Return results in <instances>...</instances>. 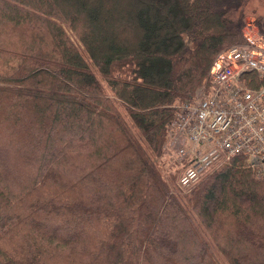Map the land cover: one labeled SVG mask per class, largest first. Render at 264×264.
Listing matches in <instances>:
<instances>
[{
    "label": "trees",
    "instance_id": "16d2710c",
    "mask_svg": "<svg viewBox=\"0 0 264 264\" xmlns=\"http://www.w3.org/2000/svg\"><path fill=\"white\" fill-rule=\"evenodd\" d=\"M245 3L0 0V264H264V173L161 162Z\"/></svg>",
    "mask_w": 264,
    "mask_h": 264
},
{
    "label": "built area",
    "instance_id": "2783aa9c",
    "mask_svg": "<svg viewBox=\"0 0 264 264\" xmlns=\"http://www.w3.org/2000/svg\"><path fill=\"white\" fill-rule=\"evenodd\" d=\"M242 34L241 43L214 58L205 93L180 103L171 122L170 145L183 161L184 187L234 155L264 168V33L247 22Z\"/></svg>",
    "mask_w": 264,
    "mask_h": 264
},
{
    "label": "rangeland",
    "instance_id": "374dc122",
    "mask_svg": "<svg viewBox=\"0 0 264 264\" xmlns=\"http://www.w3.org/2000/svg\"><path fill=\"white\" fill-rule=\"evenodd\" d=\"M244 9H245V13H246L245 23L251 22V23H254L257 25L258 24L257 22L260 18L264 19V0H246ZM204 93H205V87H204V85H202L201 87H199L197 89V93L195 94L194 98L197 99V98L201 97ZM183 101H185V100H183ZM6 132L7 131H0V133H2V134L3 133L6 134ZM16 147H18V146H16ZM165 148H166V150H165L166 153L162 156V159H161L163 174L166 177H168L170 174H175V173L178 175L179 171H180V166L177 164L176 155H175V152L173 151V149L170 145V142L167 143V141H166ZM10 152H11V155H13L12 149L10 150ZM8 155H9V153H8ZM214 165L217 166L218 164H214ZM209 169L207 170V172L211 171V169L210 170ZM262 171L264 172V169H262Z\"/></svg>",
    "mask_w": 264,
    "mask_h": 264
}]
</instances>
